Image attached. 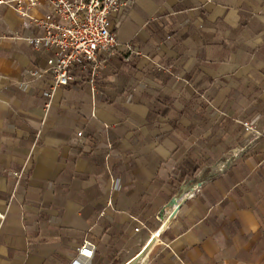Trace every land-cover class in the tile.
Instances as JSON below:
<instances>
[{
    "label": "crops",
    "instance_id": "0c3cea01",
    "mask_svg": "<svg viewBox=\"0 0 264 264\" xmlns=\"http://www.w3.org/2000/svg\"><path fill=\"white\" fill-rule=\"evenodd\" d=\"M29 21L0 4V264H264V0H134L101 101L20 89Z\"/></svg>",
    "mask_w": 264,
    "mask_h": 264
},
{
    "label": "built area",
    "instance_id": "2783aa9c",
    "mask_svg": "<svg viewBox=\"0 0 264 264\" xmlns=\"http://www.w3.org/2000/svg\"><path fill=\"white\" fill-rule=\"evenodd\" d=\"M23 18H30L25 23L23 32L17 37L5 40L21 39L34 46L38 56L32 62L36 70L24 69L20 76V89L34 95L35 88L28 85L32 79H40L45 75L52 78V87L69 86L71 90H78L79 83L87 78L90 88L95 91L96 99L101 101L103 92L96 91L94 86L99 82V74L103 70L119 72L117 58L120 55L119 35L115 28L110 26L111 18H121L126 14L134 0H10ZM41 1L45 2L46 11L40 18L29 12ZM6 0H0V4ZM160 15L165 14L164 8L158 10ZM35 26L40 33L36 34L31 27ZM129 57L137 56L136 51L129 48ZM46 52L49 55L46 56ZM85 73H88L86 76ZM135 93V94H134ZM126 97L131 102L140 92ZM50 97L51 91H44ZM216 112H213L215 115ZM236 124L229 131L232 133ZM247 131V130H246ZM81 135V132L78 133ZM229 143H236L234 137L229 136ZM70 148H67L69 151ZM233 150V149H232ZM229 159L226 160V163ZM118 187V185H116ZM167 210L164 209L155 217L161 221ZM0 211V218H3ZM165 225V223H164ZM139 227L130 226L128 233L138 232ZM75 252L83 257L85 262L74 261L72 264H91L95 256V247L84 242ZM181 251L176 250L172 260L178 258ZM180 264H186L180 261Z\"/></svg>",
    "mask_w": 264,
    "mask_h": 264
},
{
    "label": "bare ground",
    "instance_id": "6f19581e",
    "mask_svg": "<svg viewBox=\"0 0 264 264\" xmlns=\"http://www.w3.org/2000/svg\"><path fill=\"white\" fill-rule=\"evenodd\" d=\"M242 149L240 147H237V149L233 150V154L236 156ZM231 160V158L228 160V162ZM224 166H226V163H221V165H219L218 170H221V168H223Z\"/></svg>",
    "mask_w": 264,
    "mask_h": 264
}]
</instances>
